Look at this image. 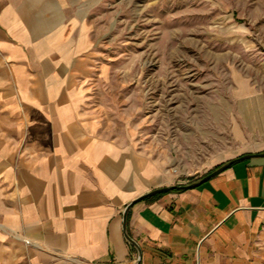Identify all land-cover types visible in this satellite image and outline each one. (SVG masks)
<instances>
[{
    "label": "crops",
    "instance_id": "1",
    "mask_svg": "<svg viewBox=\"0 0 264 264\" xmlns=\"http://www.w3.org/2000/svg\"><path fill=\"white\" fill-rule=\"evenodd\" d=\"M92 4L0 0V264H264V156L137 200L196 180L99 134Z\"/></svg>",
    "mask_w": 264,
    "mask_h": 264
},
{
    "label": "rangeland",
    "instance_id": "2",
    "mask_svg": "<svg viewBox=\"0 0 264 264\" xmlns=\"http://www.w3.org/2000/svg\"><path fill=\"white\" fill-rule=\"evenodd\" d=\"M92 1L100 135L186 182L264 142V0Z\"/></svg>",
    "mask_w": 264,
    "mask_h": 264
},
{
    "label": "water",
    "instance_id": "3",
    "mask_svg": "<svg viewBox=\"0 0 264 264\" xmlns=\"http://www.w3.org/2000/svg\"><path fill=\"white\" fill-rule=\"evenodd\" d=\"M255 156H264V152L248 153V154L241 155V156H239V157H237L235 159H232V160L228 161L226 164H224V165L212 170L211 172H209L208 174H206L205 176H203L200 180H198L196 182H193V183H190V184H187V185H179V186L175 185V186H166V187L157 188V189H154V190H152V191L140 196L139 198H137V200L142 199L145 196L152 195V194H155V193H158V192H162V191H166V190H169V189H173V188H176V187H178V188H187V187L198 186L201 183H203L206 180H208L210 177L220 173L222 170H224L227 166H229L233 162L238 161V160H243V159H246V158H249V157H255ZM137 200H134V201H132L131 203H129L127 205V207L125 209V212H124V219H126V214H127L128 209L130 208V206L134 202H136ZM130 240H131V238H130Z\"/></svg>",
    "mask_w": 264,
    "mask_h": 264
},
{
    "label": "trees",
    "instance_id": "4",
    "mask_svg": "<svg viewBox=\"0 0 264 264\" xmlns=\"http://www.w3.org/2000/svg\"><path fill=\"white\" fill-rule=\"evenodd\" d=\"M221 165H222V164L218 165L217 167H215V169L218 168V167H220Z\"/></svg>",
    "mask_w": 264,
    "mask_h": 264
}]
</instances>
